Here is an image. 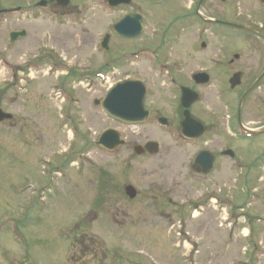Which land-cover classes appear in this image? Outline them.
I'll list each match as a JSON object with an SVG mask.
<instances>
[{
  "label": "rangeland",
  "instance_id": "374dc122",
  "mask_svg": "<svg viewBox=\"0 0 264 264\" xmlns=\"http://www.w3.org/2000/svg\"><path fill=\"white\" fill-rule=\"evenodd\" d=\"M103 1L83 0L81 14L60 20L12 19L27 35L10 46L0 29V107L13 116L0 124V264H264V166L257 192L239 196L235 180L195 179L192 147L175 130L117 125L93 104L133 72L93 74L108 55L95 46L121 15ZM141 7L159 27V7ZM51 35L69 38L53 49L63 68L37 62ZM107 128L121 131L125 147L145 139L159 152L106 151L96 140ZM242 212L252 220L250 254Z\"/></svg>",
  "mask_w": 264,
  "mask_h": 264
},
{
  "label": "flooded vegetation",
  "instance_id": "af4514ba",
  "mask_svg": "<svg viewBox=\"0 0 264 264\" xmlns=\"http://www.w3.org/2000/svg\"><path fill=\"white\" fill-rule=\"evenodd\" d=\"M41 1L48 13L38 10ZM153 1L160 8L159 27L148 22L147 10L141 7H150ZM104 2L106 5L107 0ZM83 3L69 0L61 6L58 0H35L31 4L19 0L0 4V29L6 25L2 33L6 45L15 44L10 43L9 34L18 29L9 21H19L21 9H29V18L37 12L60 20L81 14ZM111 10L121 15L95 46V52L108 54L98 59L99 65L104 63L100 71L106 72L108 62L130 67L133 72L126 77L146 85L144 105L148 114L143 124L178 132L186 110L182 89L190 90L188 99L192 101L187 110L193 118L191 169L195 179H233L239 184V196L257 190L253 184L262 178L264 166V142L262 146L256 142L264 137V0H130ZM135 13L140 18H133L127 29L133 37L123 38L112 31L122 16ZM59 39L67 43L69 38L51 35L46 39L50 42L47 55L53 59ZM123 41L129 43L120 48ZM125 54L130 55L127 62ZM55 60L64 63V59ZM150 142L133 140L118 149L132 151L140 144L145 149L139 156H148L146 145ZM241 151L249 154L244 156Z\"/></svg>",
  "mask_w": 264,
  "mask_h": 264
},
{
  "label": "water",
  "instance_id": "95a60500",
  "mask_svg": "<svg viewBox=\"0 0 264 264\" xmlns=\"http://www.w3.org/2000/svg\"><path fill=\"white\" fill-rule=\"evenodd\" d=\"M63 4L67 0H60ZM114 1V0H111ZM121 1V0H116ZM129 17H124L120 22L114 26V30L121 32L127 28ZM25 32H15L14 37H22ZM145 88L141 82L136 80H124L117 82L107 90L103 99L100 101L102 109L110 116L120 119L128 123L140 122L145 115L143 111V98ZM189 103H185L188 106ZM10 115L3 113L0 110V121L4 118H9ZM192 120L187 111L184 112V119L181 122V131L185 135H189L192 130ZM123 143L120 133L115 129H106L98 138L97 144L109 151L114 150ZM139 147H136V152ZM125 193L133 198L136 195L134 188L130 185L125 187Z\"/></svg>",
  "mask_w": 264,
  "mask_h": 264
}]
</instances>
